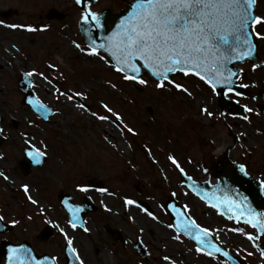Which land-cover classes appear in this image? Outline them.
Listing matches in <instances>:
<instances>
[{"label": "rangeland", "instance_id": "rangeland-1", "mask_svg": "<svg viewBox=\"0 0 264 264\" xmlns=\"http://www.w3.org/2000/svg\"><path fill=\"white\" fill-rule=\"evenodd\" d=\"M258 1V9L264 16V0ZM72 2L0 0V7L4 10L20 11L14 18L0 17L3 21L0 24V114L3 117L0 126L6 137L1 150L9 151L5 155L6 175L17 184L14 188L4 181L9 188L8 196H12L9 203L19 206L18 213L27 239L33 227L36 230L49 226L57 232L52 240L40 242L42 251L51 248L53 240L66 241L65 234L69 233L68 238L75 236L80 242L81 250L83 245L88 251L96 247L110 250L114 252L112 261L118 257L120 262L123 258L118 254V246L110 242L103 229L108 220H112L111 225L119 226L127 237L140 233L145 226L150 227L156 234H163L164 242L155 244L170 250L184 248L185 251L193 244L180 236L178 240L174 239L177 235L167 227L170 221L162 210L170 196L185 204L189 214L204 226L213 229L222 224L223 219L202 215L203 205L181 183V172L168 156L172 155L178 161L184 174L193 179H204L199 166L202 157H207L216 145L221 144L211 138L216 127L211 121L217 116L213 112V96L196 80L179 72L172 74L171 79L184 85L190 95L166 82L163 88L155 87L156 80L146 72L141 77L147 81L146 85L124 80L106 62L110 60L106 54L100 52L105 56V60H101L86 53L87 48L81 44L77 29L81 12ZM50 8L66 16L59 21L47 20L45 14ZM92 8L100 7L94 5ZM7 25L31 26L35 30ZM260 27L264 32V24ZM260 42L261 55L264 56V39ZM239 66V81L252 80V77L258 79L264 73L262 66L254 68L247 63ZM33 69L35 73L29 78L34 95L54 110L47 122H42L21 103V94L16 90L20 74ZM69 90L81 92L82 96L68 101L63 93ZM81 102L86 106L84 110L76 106ZM102 102L119 113L123 124L134 132L128 133L109 121L93 117V111L108 115L100 107ZM201 108L212 115H206ZM12 121L18 122L19 126ZM119 140H123L127 147L118 149ZM28 146L43 153L46 160L23 175L15 169V160L22 157V148ZM91 178L104 181L107 192L87 185ZM23 184L28 185L31 192L28 195L37 201L36 204L31 203L24 190L17 195L13 192L22 189ZM80 187L88 190L81 191ZM60 193L68 194L74 203H80L86 197L96 205L95 211L85 215L83 228L70 229L67 214L58 202ZM126 197L147 203L157 220L149 218L134 205L125 207ZM130 216L133 219L130 220ZM143 223L145 226H141ZM228 245L232 243L228 242ZM200 262L211 263L203 257ZM88 263L95 264L92 260Z\"/></svg>", "mask_w": 264, "mask_h": 264}, {"label": "snow or ice", "instance_id": "snow-or-ice-1", "mask_svg": "<svg viewBox=\"0 0 264 264\" xmlns=\"http://www.w3.org/2000/svg\"><path fill=\"white\" fill-rule=\"evenodd\" d=\"M90 2L91 0H75L77 5L83 4L80 20L85 25L83 31L89 39L91 49L89 54L105 60V56L100 55V52L103 51L110 57V60L106 62L110 63V66L121 74L124 80H131L140 85L147 84V81L140 78L139 75L141 69H145L152 77L156 78L155 87L163 88L166 82L190 95L191 93L184 85L170 78L171 73L179 72L185 77H197L213 93L217 91L218 86H223L226 94L230 93L233 91L232 78L237 74L228 67V64L232 60L252 55L255 48L253 37L264 39V34L254 31L255 25L264 23V16L254 14L256 0H129L125 14H122L112 30L107 35H101L97 42L92 36L91 29L100 32L104 29V25L100 14L89 9ZM0 24H3V21H0ZM7 26L26 27L29 31L35 30L31 26ZM76 47L79 48L80 45L76 44ZM253 67L255 68L256 65L254 64ZM34 73L35 69L25 75L30 77ZM38 75L43 74L38 73ZM29 84H31L30 81ZM112 87L115 88V84ZM57 95H60L59 90H57ZM63 95L68 101L82 96L81 92H71L70 90L64 92ZM236 95L240 94L236 93ZM29 103L32 104L33 101L29 100ZM34 106L42 113L47 111V108L42 104ZM76 106L81 110L86 107L82 102ZM100 107L108 115H98L93 111L91 112L93 117L101 121H109L117 127H122L128 133L134 132L131 127L123 124L121 115L109 105L102 102ZM201 111L208 116L212 115L205 108H201ZM110 117L114 119L110 120ZM244 119L247 120L248 117L245 116ZM27 155L34 164H38L40 157L44 154L34 149ZM168 160L183 174V169L172 155L168 156ZM239 171L241 174L247 175L243 164L239 166ZM0 177L8 179L3 172H0ZM262 187H264V183H262ZM21 188L31 203L36 204L37 201L28 195V185L23 184ZM80 190L86 192L88 189L80 187ZM99 191L107 192V189L101 188ZM201 198L207 199V196ZM63 203L69 209L71 216L68 224L75 228L77 225L73 221L78 219L75 213L79 211V208L69 205L67 201ZM124 205L125 207L136 205L141 212L153 220L157 219L151 211L140 207L133 199L124 198ZM212 206L216 207L215 204ZM168 207L176 213L177 219V223L168 224V228H175L177 233L182 232L185 236L191 237L199 245L197 251L206 252L208 256L222 251L208 238V229L201 228L190 217L184 219L185 212L175 208L174 205ZM232 207L237 213L235 219L238 222L243 220L251 225L257 233L264 234V212L256 213L247 202L246 196H240L233 202ZM2 219L3 217H0V220ZM129 219L131 220L133 217L130 216ZM229 219H233V217L229 216ZM232 230L245 235L249 241L259 238H254L251 233H246L240 228ZM60 231L63 232V229ZM84 231H88V229L84 228ZM179 238V235L174 237L177 240ZM65 240L68 250L75 254L76 249L72 247V240L66 234ZM8 251L7 264H40L24 245L10 247ZM260 256L264 257V249L260 250ZM76 258L80 259L79 256ZM163 259L169 261L170 257L165 256ZM80 264H83V261H80Z\"/></svg>", "mask_w": 264, "mask_h": 264}, {"label": "flooded vegetation", "instance_id": "flooded-vegetation-1", "mask_svg": "<svg viewBox=\"0 0 264 264\" xmlns=\"http://www.w3.org/2000/svg\"><path fill=\"white\" fill-rule=\"evenodd\" d=\"M128 3L129 0H94V3L89 4L88 7L91 11L95 12L106 11L109 18L113 19L114 15L126 8ZM258 3L259 1L256 0L255 13L257 16H261L260 10L258 9ZM72 5L77 7L78 11L82 13L83 4L77 5L75 0H73ZM94 5L100 8H92ZM0 9H3V7H0ZM19 14L20 11L14 9L11 18L18 16ZM262 24L264 23L255 25L254 31L264 34L260 29ZM261 40L262 39L256 37L258 54L260 57V63L255 64L256 67H264V56H262L263 54L261 55L262 51H260V46L262 45L260 42ZM247 64L254 65L250 62ZM240 73L236 79V84L245 86H241L239 91H232L227 94L224 92V95L221 98H219L216 93H213L211 89L197 77L190 76L205 90L210 91L213 96L212 107L214 114L217 113V116L211 121L213 127L214 125L216 126L213 133H211V138L215 142L219 141L221 143L218 146L216 145L214 150L211 151L207 157H202L203 161L199 166L201 169V175L205 176L204 179L196 178L194 180L212 187L218 184V177L220 175L225 174L229 176L232 175L233 172L240 173L241 175L239 166L243 164L247 175H242L251 181L249 187L256 188L257 185H259L264 196V187H262V183H264V95L262 93L264 73L258 79L252 77V80L248 78L249 80L239 81L241 80ZM16 90L19 92L18 88H16ZM236 93H239L240 95H236ZM20 99L22 103V95ZM245 116L248 117L247 120L244 119ZM15 126L18 127L19 123L15 122ZM5 139L0 142V172H3L6 175L7 169L5 166V159L7 157H5V155L9 154V151L1 150V146L5 142ZM21 156L22 157L15 160V169L24 175L20 168V165H23L25 160L23 151ZM34 167L35 166L32 168ZM6 176L8 177L7 180L0 177V217H3V219L0 220V264H7L9 256L8 249L10 247H18L19 245H24V247L27 245L36 256L45 255L49 257V259L53 261V264H80V261H83V264H92L88 263L89 260L94 261L95 264H201L200 259L202 257L210 260V264H232L229 261H226L223 257L214 254L213 256H208L206 252L197 251L198 245H196L195 242H192L181 233H176L174 230L173 231L176 235H179L184 240L190 241L193 246L186 247L185 251L184 248L170 250L168 247L158 246L155 243L164 242L162 239L163 234H156V232L150 227L145 226L144 223L141 226H145V228L139 230L140 233L135 235L132 234V236L127 237L124 232L119 229V226L111 225L112 220H108L103 226V229L110 242L113 245L116 244L118 246V254L123 258L120 262H118V257H116L115 261H112L114 252L110 250H100L96 247L88 251L84 245L81 247V250L79 247L80 242H77L75 236L69 237L72 240V247L76 249L75 254L68 250L66 241L61 243L53 240L51 241V248L42 251L39 245L40 242L52 240L57 232H55V230L53 232L52 230L51 235L48 238L41 239L40 234L42 228L33 230V227V229H31L30 238L27 239L24 236L25 231H23V228L25 227L22 225V220L18 213L19 206L9 203L12 196H8L9 188L7 185L5 186L4 181H7L8 184H10L9 179H11L10 185L14 188L15 186L17 187V184L10 176ZM102 188L106 189V183L104 181L102 182ZM13 192L17 195L22 193L23 189H14ZM198 201L204 207L201 211L203 216L209 214L212 218V215H215L216 217L223 219V222L222 224L215 226L213 229L209 226H204L199 223L195 217L189 214L188 209L184 204L187 213L192 220L200 225L201 228L208 229V232L217 239L223 248H225L230 254L242 258L246 264H264V257L260 256V250L264 249V234L257 233L251 225L245 223L243 220L238 222L234 219V215H231L233 219H229V217H224L202 199L198 198ZM206 209L208 211H206ZM254 210L258 213L264 209H260L257 206ZM67 220L69 221L68 217ZM13 221H15V223H13ZM83 227L76 226L75 228ZM75 228L70 226L71 230ZM234 228H240L246 233H251L254 238H259L249 241L245 235L233 231L232 229ZM130 232L131 231H128V233ZM67 236H69V233ZM228 242L232 243V245H228ZM254 244L256 245L255 247L253 246ZM187 253L191 255L187 256ZM249 253H251V255H249ZM77 256H79V260H77ZM165 256L170 257V260L165 261L163 259Z\"/></svg>", "mask_w": 264, "mask_h": 264}, {"label": "water", "instance_id": "water-1", "mask_svg": "<svg viewBox=\"0 0 264 264\" xmlns=\"http://www.w3.org/2000/svg\"><path fill=\"white\" fill-rule=\"evenodd\" d=\"M128 7V6H127ZM127 9V8H126ZM125 9V10H126ZM125 10H122L120 14L115 16L114 20H110L108 14L104 11L102 13H100L101 16V20L102 23L104 25V29L100 32H98L96 29H91L92 32V36L93 38H95L97 40V42H99V37L101 35H107L108 32H110L112 30V28L115 26V23L118 22L119 17L122 14H125ZM12 14L11 10H1L0 11V15L3 17H8ZM58 18L61 19L63 17V14L58 12L55 9H49L47 12V18ZM109 25L111 27H109ZM79 31H80V35L83 38L84 42L87 44V46L89 47V39L88 37L85 35L83 29L85 27L84 23L82 21L79 22ZM253 43L255 44V48L253 50V53L251 56L245 57L243 59H239V60H232L229 64L228 67L232 69V71L234 73H236L238 75L239 73V68L235 65L236 63H242L245 61H252L254 63H259L260 60L258 58V54H257V43L255 41V37H253ZM145 70V69H144ZM142 71L143 69H141L140 72V77L142 75ZM150 76L151 74L145 70ZM237 75L233 76L232 78V84L231 87L234 90H238L239 86H236L234 84V80L236 79ZM152 77V76H151ZM154 78V77H152ZM156 80V78H154ZM30 79L28 78V76H26L25 74L21 75V78L19 80V85H20V89L22 90L23 94H24V98H23V102L25 104H27L29 106L30 109L34 110L40 117V119L42 121H48L50 116L53 113V110L46 107L44 104H42L40 101L37 100V98L34 96V94L31 91V84H29ZM31 82V81H30ZM224 87L223 86H218L217 88V95L218 96H222L224 93ZM262 93L264 95V82H263V90ZM29 100H32L33 103L30 104ZM35 104H42L47 108L46 112H41L40 109H38L37 107H35ZM148 110L150 111L151 108H148ZM0 120H1V116H0ZM3 140L2 135L0 134V142ZM35 148L30 147L28 149H24V153L25 156L29 159V161L33 164V165H39L42 164L45 160V156L42 155L40 157V163L38 164H34L31 160V158L27 155V153L29 151L34 150ZM30 168V164L28 162H24V172L28 173V170ZM240 173H236L233 172L232 175H220L218 177V184L212 187H208L202 184H198L194 181L191 180L190 177L186 176L185 174H181V179L182 182L197 196H199L200 198L202 196H207V199H202L204 201H206L209 205H213L215 204L216 208L223 216L225 217H229L231 215H234V219L235 216L237 215V213L235 212V209L232 207V204L234 201L238 200L240 196H246L247 197V202L250 204V206L254 209L255 207L257 208V206L260 209H264V197H263V193L261 190V187L259 185H257V187H249L250 185V180L248 178H246L243 175H240ZM90 185H97L98 181H89ZM94 183V184H93ZM70 196L69 195H59V202L61 204V206L67 211L68 213V217L69 219H71L70 213H69V209L65 206V204L63 203L64 201H67L69 205L72 206H76L79 208V211H77L75 213L76 217L78 218L77 220L73 221L74 223H76V225H83L84 222V218L83 215L85 213H87L90 210H94L95 206L92 205L90 202H88L87 198L85 197L82 201L81 204H72L69 202ZM169 205H174L175 208L184 211L185 212V217L184 219L189 218V216L187 215V212L184 208V206L180 205L175 199L174 197L170 196L168 198V200L165 202L164 205V210L168 213L170 220L172 222V224L177 223V219H176V213L169 208ZM213 207V206H212ZM263 211H260L258 213H262ZM245 216H247V213H245ZM259 218V217H257ZM175 230V228H173ZM176 231V230H175ZM177 232V231H176ZM182 233V232H180ZM183 234V233H182ZM51 235V228L49 226H45L42 230H41V234H40V238L41 239H46ZM184 235V234H183ZM185 236V235H184ZM187 238H189L190 240H192L193 242L197 244L196 241H194L193 239H191V237L189 236H185ZM208 238L211 240L212 243L216 244L218 247H220L222 249V251L220 253H214V255L216 256H221L223 258L226 259V261H229L232 264H246L242 259H237L236 257H233L232 255H230L227 250L225 248H223L218 241L212 236V234H210L208 232ZM199 246V245H198ZM27 249L30 250V253L33 257L36 258L37 261L40 262V264H53V261L51 259H49V257L42 255V256H36L29 247H26ZM225 253H227V255H225ZM45 257H47V259H45Z\"/></svg>", "mask_w": 264, "mask_h": 264}, {"label": "bare ground", "instance_id": "bare-ground-1", "mask_svg": "<svg viewBox=\"0 0 264 264\" xmlns=\"http://www.w3.org/2000/svg\"><path fill=\"white\" fill-rule=\"evenodd\" d=\"M75 109V108H73ZM72 109V110H73ZM127 147V144L123 142V140H119V143L117 144V148L118 149H124ZM9 183L11 184V179H9ZM29 194L31 195V192H29ZM132 209H129V211H131Z\"/></svg>", "mask_w": 264, "mask_h": 264}]
</instances>
